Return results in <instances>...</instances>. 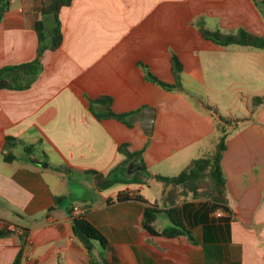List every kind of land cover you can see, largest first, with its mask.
I'll use <instances>...</instances> for the list:
<instances>
[{"label":"crops","instance_id":"obj_1","mask_svg":"<svg viewBox=\"0 0 264 264\" xmlns=\"http://www.w3.org/2000/svg\"><path fill=\"white\" fill-rule=\"evenodd\" d=\"M257 1L264 3L72 0L61 8L62 43L43 53L34 83L24 90L0 88V231H9L0 238V264H13L21 251V264H264V104L254 113L247 107L244 121L228 130L222 169L229 213L212 211L207 200L193 196L172 204L165 200L169 188L154 178L179 176L193 160L212 154L207 140L221 135L210 109L217 103L199 100L197 111L190 90L217 92L230 84L248 92H241L246 105L264 97V50L222 47L201 32L244 29L264 36ZM40 19L50 35L53 17H42L41 0H11L0 22V70L37 58ZM173 57L183 67L179 87L146 79L150 72L174 85ZM101 96L112 98L113 112L130 114L131 126L98 119L90 102ZM153 114L148 136L143 124ZM125 144L142 152L153 177L99 190L97 175L124 163L119 149ZM139 164L127 174L141 171ZM121 193L129 200L119 201ZM155 206L161 212L156 230L173 226L167 212L175 208L184 234L146 231L145 209ZM76 207L108 240L106 250L94 241L89 252L75 235ZM12 228L27 232L24 248Z\"/></svg>","mask_w":264,"mask_h":264},{"label":"trees","instance_id":"obj_2","mask_svg":"<svg viewBox=\"0 0 264 264\" xmlns=\"http://www.w3.org/2000/svg\"><path fill=\"white\" fill-rule=\"evenodd\" d=\"M72 0H41V14L42 17H53V26L50 35L47 34L45 23L43 19L35 23V29L39 38V49L37 58L28 64L19 66H9L0 70V88L24 90L28 89L37 79L42 71V55L46 50H56L62 43V32L59 21V12L62 7L71 4ZM11 8V0H0V22L3 20L5 14ZM201 32L205 39L222 46H240L250 47L264 50V36H259L250 33L244 29L238 30L235 33L224 34L220 31H209L201 28ZM173 73L176 78L174 85H169L161 82L150 72H146V79L155 83L165 89H173L179 87L180 74L182 72V64L177 57H173ZM8 77V79H7ZM10 77V79H9ZM7 79V80H6ZM113 100L108 96H101L97 99L91 100L90 109L98 119H115L123 122L129 126L131 124L127 121L130 114H117L111 110ZM264 104V97H255L252 100V113L260 105ZM105 106L107 110L102 114H98L96 109ZM236 121V120H235ZM244 121L238 119L237 122ZM222 124L217 125L218 130H221V135L216 143L212 154L196 160H193L190 165L177 177L168 178L162 176H155L154 178L162 182L169 188L165 200L175 204L177 200L193 196L195 198L206 197L210 204V210H224L229 213L228 206V191L227 182L222 169V158L226 150V140L228 137V129L222 127ZM228 127L229 125L226 124ZM11 139H9L10 145ZM120 152L125 156V161L120 166L112 170L108 175H97L96 184L99 190L109 189L117 184H147L149 178L153 177L148 171L142 158V152H131L128 145L120 146ZM15 157L13 155H6L5 160L12 161ZM139 161L142 165V170L135 175L127 174V167L133 161ZM61 198L56 199V204L60 202ZM119 201L129 200L127 194H120ZM160 210L155 207H147L144 212L143 227L146 231L154 236H163L167 238H174L184 234L181 223L176 219L177 209H171L167 212L173 226L171 228L158 231L155 228ZM74 232L80 241L85 245L89 252L93 249V242L97 241L101 244L104 250L108 246V240L103 234L92 226L85 217L80 216L74 219ZM9 234V231H0V238ZM23 248L27 244L28 234L24 232L21 236ZM23 252L21 251L13 264H21ZM105 255H102L104 259ZM105 261V259H104Z\"/></svg>","mask_w":264,"mask_h":264},{"label":"rangeland","instance_id":"obj_3","mask_svg":"<svg viewBox=\"0 0 264 264\" xmlns=\"http://www.w3.org/2000/svg\"><path fill=\"white\" fill-rule=\"evenodd\" d=\"M257 4H262L261 6V10L264 11V3L263 2H258ZM237 32V31H235ZM233 32V33H235ZM223 33V32H222ZM224 34H229L228 33H224ZM242 63H244L245 61H247V59L242 57ZM242 69L246 70L245 67H242ZM242 86V85H241ZM257 88V87H256ZM217 92L210 90V89H206V88H200V89H196V90H190V94L193 96V102L195 104V107L197 108V111L200 109H198V107L200 106L199 104V100H203L204 102L208 99V97H210L212 99V101L215 105H218V109L215 108L214 106H210V109H215V119L217 122V125L219 123H226L229 125V127L226 124H222V127H226V130L230 127H234L235 123H238L237 120H233L232 117L233 116H237L240 120L242 119V117L245 115H247V109L252 110V100H249L250 102L246 105L245 103V99L242 98L241 96V92H244L245 94H247L248 92H246L245 90H240L237 88V85H231L230 84H225L224 86L217 88L216 90ZM256 93H258V90H254ZM212 117V116H211ZM241 122V121H240ZM134 131L131 130V133H133ZM219 132H221V130H219ZM218 137V133L216 135V137H212V139H208L207 143L208 146H212V152L215 148V144L216 142L219 140V138L216 141V138ZM136 143V147H139V144L137 143V140H134V137L132 138ZM189 139V138H188ZM211 140L214 141V144L211 145ZM207 150V148L203 149V153H205ZM156 165V163H155ZM201 198V197H200ZM201 199H205L207 200L206 197H202Z\"/></svg>","mask_w":264,"mask_h":264},{"label":"water","instance_id":"obj_4","mask_svg":"<svg viewBox=\"0 0 264 264\" xmlns=\"http://www.w3.org/2000/svg\"><path fill=\"white\" fill-rule=\"evenodd\" d=\"M153 123H154V114L152 116H148V118L145 119L144 121L143 127L148 136H150L153 132ZM137 168L140 169L141 167L139 162L135 161L132 168H129L127 172L130 173L131 171H134Z\"/></svg>","mask_w":264,"mask_h":264},{"label":"built area","instance_id":"obj_5","mask_svg":"<svg viewBox=\"0 0 264 264\" xmlns=\"http://www.w3.org/2000/svg\"><path fill=\"white\" fill-rule=\"evenodd\" d=\"M73 213H74V216H75V218H78V217H80L81 216V214H82V210H80L78 207H76V208H74V210H73ZM12 231H14L17 235H19V236H22V232H20L18 229H16V228H12Z\"/></svg>","mask_w":264,"mask_h":264}]
</instances>
